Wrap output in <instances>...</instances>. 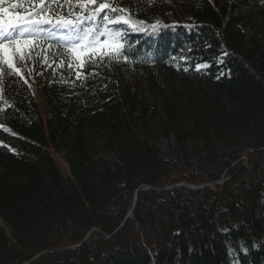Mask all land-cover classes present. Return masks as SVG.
<instances>
[{
  "label": "trees",
  "instance_id": "trees-1",
  "mask_svg": "<svg viewBox=\"0 0 264 264\" xmlns=\"http://www.w3.org/2000/svg\"><path fill=\"white\" fill-rule=\"evenodd\" d=\"M149 1L162 9L0 0L23 22L92 21L105 6L103 25L121 40L109 50L89 24L73 89L47 81L63 40L35 39L0 65V264H264V30L253 25L264 8L199 0L157 24ZM171 139L176 155L164 160L156 144Z\"/></svg>",
  "mask_w": 264,
  "mask_h": 264
},
{
  "label": "rangeland",
  "instance_id": "rangeland-1",
  "mask_svg": "<svg viewBox=\"0 0 264 264\" xmlns=\"http://www.w3.org/2000/svg\"><path fill=\"white\" fill-rule=\"evenodd\" d=\"M165 1L167 0H164V2ZM150 2L151 1L147 3L149 4V12L154 6L152 3L150 4ZM167 2L168 3H160L156 5L159 7L161 6V10L151 11L153 21L157 24H164L166 21L175 24L177 22L176 10H182L179 11V13L182 14L185 7L198 5L199 0H168ZM258 2L259 5L264 8V0H258ZM102 12L103 10H101L98 15H94L92 21V23L96 25L94 31L97 33L103 31L101 36L103 44L109 48V50H116L121 45L120 37L119 35L110 33V29L103 25L101 19ZM179 13H177V15L181 16ZM187 19L189 18L187 17ZM89 23L90 21L85 17L77 15L58 20L44 19L37 26L36 24H32L27 27H22V24L18 20L13 19L9 15H1L0 13V65L3 62H9L8 60L19 57L24 52H28L33 46H35L36 38H47L48 40H52L49 31L47 32L43 30L41 32H35L34 30L40 26H43L44 28L53 26L54 30L61 29L65 33L64 37L60 36L58 38L66 39L70 37L72 38V41L70 43V49L63 52H57L55 55L48 53L49 56L45 61L46 71L48 72V85L56 84L59 87L73 89L81 76L84 58L88 54V41L93 36V33H95L94 31H88L90 30V26H88ZM253 25L257 30H264V12L262 15H257L254 18ZM21 27L23 28L24 33L28 34V38L24 42L18 41V31ZM242 27L247 36L253 34L251 26L243 25ZM47 49L51 50L50 47ZM36 98L44 114L48 110V107H46L43 102L40 90L36 91ZM156 145L160 149L161 157L164 160H172L175 158L176 143L173 139L170 141L159 140ZM55 159L62 172L65 175H69L68 166L64 161V155L62 153L55 154ZM112 159L113 157L108 158V160ZM223 180L227 181V179Z\"/></svg>",
  "mask_w": 264,
  "mask_h": 264
},
{
  "label": "water",
  "instance_id": "water-1",
  "mask_svg": "<svg viewBox=\"0 0 264 264\" xmlns=\"http://www.w3.org/2000/svg\"><path fill=\"white\" fill-rule=\"evenodd\" d=\"M226 181H224V180H222L221 182H219V183H216V184H209V185H205V186H193V185H190V184H180V185H176V186H174V187H178V186H182V185H184V186H186L187 188H189V189H191V190H193V191H198V190H202V189H206V188H213V187H215V186H217V185H221V186H223L224 185V183H225ZM173 188V187H172ZM169 189H171V188H167L166 190H169ZM138 193H139V190H137L136 191V194H135V204H136V202H137V197H138ZM132 214H133V209L129 212V214L127 215V217H126V219H125V222L126 221H128L129 220V218L132 216ZM121 228V227H120ZM120 228L115 232V234L120 230ZM90 235L91 234H89V235H87V237L79 244V245H77V246H74L72 249H76V248H80L88 239H89V237H90ZM110 237H112V236H110ZM109 237V238H110ZM45 254H47L46 252L45 253H42V254H39V255H37L34 259H37V258H39V257H41V256H43V255H45ZM33 259V260H34Z\"/></svg>",
  "mask_w": 264,
  "mask_h": 264
}]
</instances>
